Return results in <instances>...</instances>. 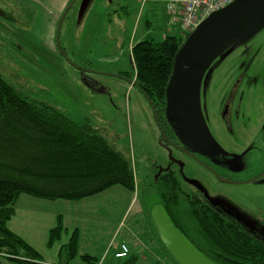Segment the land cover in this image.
Returning a JSON list of instances; mask_svg holds the SVG:
<instances>
[{
	"label": "rangeland",
	"instance_id": "obj_1",
	"mask_svg": "<svg viewBox=\"0 0 264 264\" xmlns=\"http://www.w3.org/2000/svg\"><path fill=\"white\" fill-rule=\"evenodd\" d=\"M22 6L13 0L0 1V8L12 14L5 23L13 28L6 31L0 26L2 77L31 101L53 107L75 122L88 119L132 163L140 196L162 174L175 170L186 180H194L192 182L201 188L204 197L219 211L235 217L264 241V186H256L264 183V177H253L254 173L264 171V131L259 129L264 117V72L257 77L258 87L253 96L243 104L239 123L234 124L235 130L234 104H229L231 111L227 121L221 120L226 97L235 94L227 84L233 74H239L241 64L264 46V27L219 56L202 77L199 88L202 114L218 151L199 155L194 160L161 136L143 94L124 78H119L133 71L129 45L147 36L160 42L165 34L185 39L179 16L167 17L165 7L163 19L144 31L148 10L141 11L143 20L138 21L140 5L136 0H79L63 21L61 30L58 29L61 50L56 47L54 51L45 45L46 34L41 30L48 15L41 9L34 13L32 8L25 10ZM173 16L179 22H174ZM169 19L173 20V25ZM143 32L146 34L141 38ZM263 62L264 53L258 59V63ZM229 73L232 75L228 76ZM208 89L207 109L203 97ZM240 131H244V135L234 133ZM234 159L240 167L228 164ZM172 160L176 161L173 167ZM202 162L218 173L219 169L227 167L233 175L248 183L233 192L223 183L227 178L224 173L220 175V186H206L202 181L205 171ZM251 176L252 180L248 179ZM132 194L119 187L95 197L97 204L106 203L110 208L97 215L95 225L89 228L90 233L105 235L125 214L122 240L129 250L133 243L141 244L134 252L138 259L136 264H176L141 215L137 194L135 201ZM127 203L131 206L126 213ZM90 221L92 223L94 218ZM132 256L131 253L121 260V264L127 263ZM99 261L102 264L101 258ZM76 263L84 264L80 258L69 264ZM2 264L14 263L3 259Z\"/></svg>",
	"mask_w": 264,
	"mask_h": 264
},
{
	"label": "trees",
	"instance_id": "obj_2",
	"mask_svg": "<svg viewBox=\"0 0 264 264\" xmlns=\"http://www.w3.org/2000/svg\"><path fill=\"white\" fill-rule=\"evenodd\" d=\"M78 1L70 0L64 21ZM186 38L167 35L157 42L147 36L132 48L133 71L119 76L143 94L162 132L167 128L174 133L166 119V90ZM58 48L61 50L59 44ZM114 187L137 194L141 215L165 251L151 218L157 204L164 206L174 224L216 264H264V242L199 194L187 193L179 175H161L140 196L132 163L88 119L75 122L53 107L31 101L0 75V264L1 258L14 264H46L35 248L8 228L21 195L81 201ZM64 231L59 216L49 233V249ZM79 243L76 230L61 248L58 264L74 261ZM80 259L84 264L100 263L90 255ZM137 261L133 255L125 264Z\"/></svg>",
	"mask_w": 264,
	"mask_h": 264
},
{
	"label": "water",
	"instance_id": "obj_3",
	"mask_svg": "<svg viewBox=\"0 0 264 264\" xmlns=\"http://www.w3.org/2000/svg\"><path fill=\"white\" fill-rule=\"evenodd\" d=\"M262 27L264 0H236L203 21L185 40L166 90V119L184 146L200 151L208 139L199 95L202 77L219 56ZM151 218L163 247L176 264H216L176 227L163 205L152 208Z\"/></svg>",
	"mask_w": 264,
	"mask_h": 264
},
{
	"label": "crops",
	"instance_id": "obj_4",
	"mask_svg": "<svg viewBox=\"0 0 264 264\" xmlns=\"http://www.w3.org/2000/svg\"><path fill=\"white\" fill-rule=\"evenodd\" d=\"M13 1H16L17 3H22L24 5V7H22L25 8V10L28 7L30 10L32 8L33 12L34 10L37 11L38 9L45 11L46 15L48 16L47 20L45 21V24L43 21V29L41 30H43V32H45L46 34L45 45H47L48 47H52L50 49L55 51L56 47H58L59 42V25L70 0H46L45 4L44 0ZM136 3L137 5H140V12L137 16L138 21L143 20V17L141 18L140 15L141 11L148 10L147 17L145 19V24H143L144 31H146L145 28H152L160 18L163 19L162 12L166 7L164 6V3L149 2L143 4L140 0H136ZM2 9L0 8V10ZM124 12L126 13V15L128 14L127 10H125ZM166 15L169 18L172 16L170 14ZM10 16H12V14L9 11L3 9L2 15L0 12V26L2 28H5L6 31L12 28L10 25L5 23L7 17L11 18ZM40 17L42 19L43 14H41ZM179 18L180 17H178V19ZM169 20L170 25H173V20L174 22H179V20L175 19L174 16L173 20ZM35 22H37V17ZM38 27L41 28L40 25H38ZM145 34L146 33L143 32L141 38H143ZM167 35L168 34H165L163 35V37L165 38ZM137 36L138 29L136 31L135 38ZM142 40L144 39H140L138 42ZM135 44L129 45L131 65L133 63V59L131 56V48ZM116 188L119 187H114L108 191H111ZM108 191L95 197L101 196L107 193ZM95 197L84 199L81 201H50L45 199L34 198L28 195H21L16 203L15 215L8 223V228L14 234H16L24 241H26L29 245H31L33 248H35L40 253L46 264H58L59 252L61 248L69 242L72 233L76 230L79 232L80 235V243L77 258H81V256L83 255H90L98 259L101 258L102 264H121V260L123 259H117L115 255L121 251V246L123 244L126 245V243L121 238V234L124 229V219L126 215L124 214L122 220L117 221L114 228L110 229L108 232H105V235L100 236L97 235L95 232L90 233L89 228L95 225L97 215L103 212L104 210L110 208V206H107L106 203L97 204L95 202ZM135 200L136 197L134 194L133 201ZM130 206L129 203H127L126 213ZM59 216L63 218L65 231L62 234L61 240L58 241L51 249H49L47 247L49 233L53 228L57 226ZM91 217L94 218V221L92 223L90 221ZM140 246L141 244L139 243H133V246H130L131 253L134 255L136 247ZM53 250H55L56 252L53 253ZM131 253H129V255ZM2 260L3 259L1 258V263Z\"/></svg>",
	"mask_w": 264,
	"mask_h": 264
},
{
	"label": "flooded vegetation",
	"instance_id": "obj_5",
	"mask_svg": "<svg viewBox=\"0 0 264 264\" xmlns=\"http://www.w3.org/2000/svg\"><path fill=\"white\" fill-rule=\"evenodd\" d=\"M263 53H264V46L258 48L255 51L254 56H252L250 59L246 60L245 62H243L241 64L240 71L238 72L239 74L238 75L233 74V77L231 78V82L227 84V87H228V85H231L230 90L233 91L235 94L231 95L230 97H228V96L226 97L225 100L227 102H226V105H224L225 112H224L223 116H221V120L227 121L229 113L231 111L229 104L230 103L234 104L236 106V121L233 123V130H235V128H236L235 125L237 123H239L243 104H246L251 99V97L253 96L255 89H257V87H258L257 86L258 85V78H259L260 74L262 72H264V62H263V64L258 63V59L261 57V54H263ZM230 75H232V74L229 73L228 76H230ZM237 76H239V78ZM252 82H254V85L252 84ZM219 87L220 86H218L217 88H219ZM219 91H220V89H219ZM209 95H210V90L208 89L206 92V95H204V97H203V104L205 105V108L207 107V109L209 107V101H210ZM243 116H246V114H244ZM219 119H220V114H219ZM259 129L261 132L264 131V117L261 121ZM159 131H160L161 136L163 138H165L170 145H173L177 148H180V150L184 151L191 159L197 160L199 155H208V154L216 153L218 151V145L214 141V138L209 133V130H208V139H207L206 145L200 151H194L193 149H191L187 146H184L177 139L175 133H172V131L167 129V128H164L163 132L160 129H159ZM240 132L241 133H237V132H234V133L237 135H244V133H243L244 131H240ZM253 142H255V141H253ZM170 164L173 167L174 164H176V161L172 160V161H170ZM202 164H203V168L205 170L204 174H202L203 179H204L202 181L206 186H208V185L209 186H213V185L220 186V175H223L224 173H225L224 174L225 177H227V178L225 179V181L223 183H226L227 185H229V186H227V188L229 190H233V192L235 189L240 188V187H244V185H246V183H248V181H242L241 178L238 177V175H236V174L233 175L227 167H225L226 169L225 168L219 169L218 170L219 173H218L212 168L211 165L204 164V162H202ZM228 164L229 165L232 164L233 166H236V167L241 166L239 164V162L236 161L235 159L229 160ZM168 172H174L180 176V179L183 183V188L187 193L199 194L205 201H207L210 205H212L218 212L225 215L226 217H229L231 219L236 220L238 223L243 225L235 217H233V216H231V215H229L223 211H219L208 199H206L204 197V195L201 193V188L192 182L194 180H186L180 173H178L175 170L174 171L169 170ZM236 177L239 179H236ZM253 177H255V178L264 177V171L261 173H258V174L254 173ZM248 179L252 180V176L248 177ZM256 186H264V183L256 185Z\"/></svg>",
	"mask_w": 264,
	"mask_h": 264
},
{
	"label": "built area",
	"instance_id": "obj_6",
	"mask_svg": "<svg viewBox=\"0 0 264 264\" xmlns=\"http://www.w3.org/2000/svg\"><path fill=\"white\" fill-rule=\"evenodd\" d=\"M143 4L149 2H162L168 14L180 17L183 36L190 35L196 28L212 14L219 12L236 0H140ZM128 247L121 246V251L116 254L117 259L128 256Z\"/></svg>",
	"mask_w": 264,
	"mask_h": 264
}]
</instances>
